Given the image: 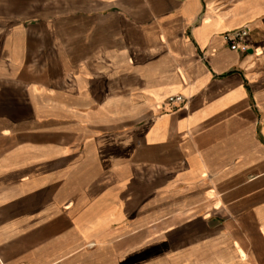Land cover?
Here are the masks:
<instances>
[{
    "label": "crops",
    "instance_id": "crops-1",
    "mask_svg": "<svg viewBox=\"0 0 264 264\" xmlns=\"http://www.w3.org/2000/svg\"><path fill=\"white\" fill-rule=\"evenodd\" d=\"M0 264H264V0H0Z\"/></svg>",
    "mask_w": 264,
    "mask_h": 264
},
{
    "label": "built area",
    "instance_id": "built-area-1",
    "mask_svg": "<svg viewBox=\"0 0 264 264\" xmlns=\"http://www.w3.org/2000/svg\"><path fill=\"white\" fill-rule=\"evenodd\" d=\"M250 29L248 27H244L243 29L232 31L226 35V41L233 49H240L242 51H246V47L242 48L245 40L250 36ZM168 103L174 105L175 107L181 106L185 103V99L183 96H175L171 97L168 100Z\"/></svg>",
    "mask_w": 264,
    "mask_h": 264
},
{
    "label": "water",
    "instance_id": "water-1",
    "mask_svg": "<svg viewBox=\"0 0 264 264\" xmlns=\"http://www.w3.org/2000/svg\"><path fill=\"white\" fill-rule=\"evenodd\" d=\"M251 52V51H250Z\"/></svg>",
    "mask_w": 264,
    "mask_h": 264
}]
</instances>
